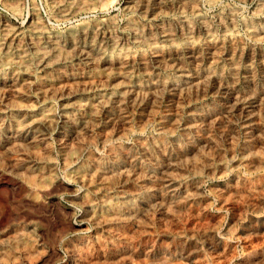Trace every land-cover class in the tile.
Wrapping results in <instances>:
<instances>
[{"label": "bare ground", "instance_id": "1", "mask_svg": "<svg viewBox=\"0 0 264 264\" xmlns=\"http://www.w3.org/2000/svg\"><path fill=\"white\" fill-rule=\"evenodd\" d=\"M113 1L0 0V176L67 202L0 264H264V0Z\"/></svg>", "mask_w": 264, "mask_h": 264}, {"label": "rangeland", "instance_id": "2", "mask_svg": "<svg viewBox=\"0 0 264 264\" xmlns=\"http://www.w3.org/2000/svg\"><path fill=\"white\" fill-rule=\"evenodd\" d=\"M123 2H124V0H114L113 1L114 9L110 10V11H112L111 13H118L119 14L120 13V7H121ZM223 2L228 3V4L237 5L243 16H248L250 14V12H252L253 6H254V2H250V1L239 2L238 0H224ZM33 6H35L36 9H38V11L42 14V16L44 18L46 17V19L49 20V24H50V26H52V28L63 29L67 25H70V24H66V23H62V22H56L51 17V12H50L49 8L47 7L45 0H26V2H25V0H23V15H22V17L18 18L17 20L19 22H21L22 21L21 19H24L26 14L28 15V13L30 12V10L32 9ZM206 8H205V12L209 15H212L211 13L213 11H215V8L212 9L208 6H206ZM244 8L246 9V11ZM0 11L5 13L1 6H0ZM25 12H26V14H24ZM97 15H100V14L97 13ZM208 182L211 183L214 181L209 179ZM22 191H23V185L19 181H17L16 179H14L11 176H5V175L0 176V227L5 229L6 227L12 226V225L26 226L29 221L34 220V222L38 221L41 226L43 225L42 227H40V230L42 229V231H46V229H48V231L51 230V232H53V233L54 232L64 233L66 231V227L64 226V222L60 223L59 220L57 219V217L58 218L60 217V214H58L60 212V209L67 205L65 197H60L59 201L58 202L56 201L57 207L54 208L55 209L54 212H50L47 209H45L44 205H41V204H37V205L22 204V206H21V203H20L21 195L20 194H22ZM64 196H65V194H64ZM3 210H4V212H3ZM46 212H48V213H46ZM31 215H32V217H31ZM26 216H28V217H26ZM229 217H230L229 214H225L223 216V219L228 220ZM38 219H40V220H38ZM2 228H0V229L2 230ZM72 235H73V233L69 234V236H72ZM244 251L245 250H244L243 245L240 243H237L235 245V253L236 254H234V256L229 260L228 264H238L240 257L243 255ZM145 261L146 262H142V261H140V262L145 263V264H182L181 262L170 260V259H154V260H145ZM62 262H63L62 260H59V261L54 262V263L51 262V264H62ZM142 263H140V264H142Z\"/></svg>", "mask_w": 264, "mask_h": 264}]
</instances>
